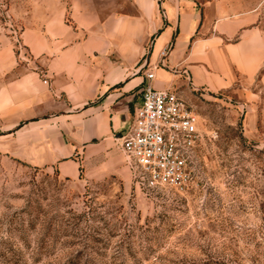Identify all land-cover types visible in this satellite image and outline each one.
<instances>
[{
    "label": "rangeland",
    "instance_id": "374dc122",
    "mask_svg": "<svg viewBox=\"0 0 264 264\" xmlns=\"http://www.w3.org/2000/svg\"><path fill=\"white\" fill-rule=\"evenodd\" d=\"M52 1L0 0V63L18 65L6 79L33 67L22 38ZM263 72L220 91L174 86L201 123L187 193L71 182L0 155V264H264Z\"/></svg>",
    "mask_w": 264,
    "mask_h": 264
},
{
    "label": "crops",
    "instance_id": "0c3cea01",
    "mask_svg": "<svg viewBox=\"0 0 264 264\" xmlns=\"http://www.w3.org/2000/svg\"><path fill=\"white\" fill-rule=\"evenodd\" d=\"M52 3L22 38L33 67L6 79L18 65L0 63V155L71 182L132 186L118 138L140 102L142 64L156 89L208 91L264 67V0Z\"/></svg>",
    "mask_w": 264,
    "mask_h": 264
},
{
    "label": "built area",
    "instance_id": "2783aa9c",
    "mask_svg": "<svg viewBox=\"0 0 264 264\" xmlns=\"http://www.w3.org/2000/svg\"><path fill=\"white\" fill-rule=\"evenodd\" d=\"M138 72L144 76L140 102L132 123L118 138L131 185L146 194L187 193L196 181L199 116L175 90L152 87L154 75L145 64Z\"/></svg>",
    "mask_w": 264,
    "mask_h": 264
}]
</instances>
